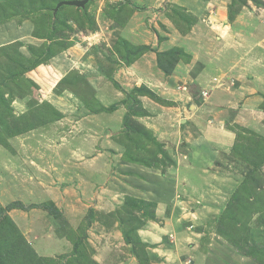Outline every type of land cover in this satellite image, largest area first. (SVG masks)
Segmentation results:
<instances>
[{
	"label": "crops",
	"instance_id": "0c3cea01",
	"mask_svg": "<svg viewBox=\"0 0 264 264\" xmlns=\"http://www.w3.org/2000/svg\"><path fill=\"white\" fill-rule=\"evenodd\" d=\"M156 1L129 0L132 4L129 17H108L120 33L116 37L124 38L132 45L151 47L129 65L124 64L115 50L111 55L106 49V53L118 61L110 75L120 88L115 87L107 75L110 66L102 63L103 68H98L93 64L96 53L90 51L91 42H86L84 47L80 42H60L65 46L51 53L45 61L30 66L29 60L46 54V45L51 44L47 35L36 34L37 25L28 18L0 22V203H8L1 198L2 189L6 187L26 196L27 191L41 189L40 176L44 174H57L61 170L71 179L80 175L78 170L82 169L90 175L100 176V183L91 188L82 181L78 184L82 189L85 186L88 192L97 187L94 190L97 194L92 197L99 200L108 197L112 209L117 207L118 201L122 203L126 195L157 201V215L164 205L172 201L181 203L179 214L174 215L173 211L162 230L157 229L161 235L171 238L167 246L159 247L161 259L152 264H207V256L196 255L194 250L199 235L196 225L206 222L211 212L219 214L229 203L235 187L247 172L240 167L254 157L257 147L259 170L264 172V0H166L169 9L165 5L159 10ZM144 2H147L146 6L142 7ZM88 9L90 12L91 6ZM155 9L158 11L154 13ZM156 18L159 35L168 40L177 36L178 42H164L163 39L156 42L157 36L146 23V20ZM74 72L76 78L71 79L70 84L79 81V90H87L90 98L84 96L81 99L85 100L81 101L69 89H60L64 78ZM121 73L125 76L121 77ZM141 85L161 97L159 101L162 102H156L148 95H138L144 108L139 109L144 114L131 115L130 119L146 129L150 139L163 142L165 148L171 146L170 156L180 168L178 178L159 173L140 158V152H126L118 140L127 110L121 103L122 97L118 100L112 97L116 93L122 96V89ZM197 86L200 89H195ZM201 90L208 94L202 96ZM92 98L96 102L90 103ZM114 103H118V107L112 111L99 109V104L107 107ZM78 112L85 113L90 120L95 117L101 120L97 138L103 143H115L114 146L108 144L113 147L114 161L100 162L101 156L105 155L101 150L92 157L91 151H85V146L92 149L87 146V138L93 137L82 134L77 136L78 149L63 157L56 173V167L47 160L56 157L51 150L57 144L53 139L62 132L65 135L61 145L64 146L75 137L60 128L67 122V117ZM25 119L32 123V128L9 134L10 127H23ZM130 131L136 136V132ZM169 142L171 145L167 146ZM179 145L185 150H176ZM87 153L89 158L85 156ZM229 154L237 164L229 163L221 169L219 161ZM95 164L96 168L91 167ZM124 171L134 172V176L124 175ZM54 200L57 205L58 198ZM19 201L28 206L23 198ZM19 210L26 212L27 209ZM21 219L25 223L26 218ZM137 231L145 242L157 237L145 225ZM38 233L34 237L37 243L42 238V231ZM190 238L195 239L194 246H189L192 244L187 242ZM34 242L38 254L53 255ZM61 245H65V250L71 248L65 238L53 240L50 246L58 248ZM149 249L150 252L157 250L155 247ZM242 257L233 256L232 264H257ZM218 259L221 258L215 261ZM98 261L113 264L100 254Z\"/></svg>",
	"mask_w": 264,
	"mask_h": 264
},
{
	"label": "rangeland",
	"instance_id": "374dc122",
	"mask_svg": "<svg viewBox=\"0 0 264 264\" xmlns=\"http://www.w3.org/2000/svg\"><path fill=\"white\" fill-rule=\"evenodd\" d=\"M60 1L63 0H0V22L28 18L37 25V30L41 35H47L48 37L51 36L52 39L58 37L59 39L56 40L59 42H80L83 47L87 44L86 42H91L92 45H90V51L91 53H96L93 64H96L98 68H103L100 66L102 63L104 66H110L111 70L105 69L108 73L106 74L112 79L111 83H117V81L112 78L110 73L111 71L113 72L116 66H118V61H114V59L111 58L106 51L108 50L111 55L113 54L112 51H114L115 46H117L120 41V38L116 36L120 33L114 28L115 26L113 22L110 23L108 17L111 15L114 17H122L119 10L120 8H122L121 11L123 12H126L127 9L130 10L127 12L129 15H126L129 17L132 4H129V0H89L84 7L79 10V13L75 8L80 7L67 4L60 5L56 11H54ZM156 2V4L159 5H155L158 10L160 7H164L165 5L167 8L170 7L166 0H163V2L157 0ZM145 3L147 2H144L142 7ZM89 6H91L90 12L88 9ZM158 10L155 9L154 13ZM67 19H72V21L67 22ZM121 20L125 21V19ZM146 23L151 33L157 36L156 42H161L162 39L164 42H178V37L176 36V38H173L171 36L172 34L170 37L173 39L170 40L159 35L155 24L159 23L158 18L155 20L148 19L146 20ZM89 30L91 31L88 32ZM175 35L176 34H173V36ZM92 42H94V44ZM106 44L107 47H105ZM59 47L60 46L58 45L56 49ZM156 47L153 49L156 50ZM82 49L83 48H81V51ZM99 51L102 53L98 54ZM99 57L101 59L98 60ZM15 72L18 73L17 71ZM15 72L13 73V76ZM123 76H125V74L121 73V77ZM17 77L18 80L21 79L19 77V73ZM78 82L79 81H72L70 84V82L68 83L67 81H62L60 89H69L68 91L72 92L81 101L85 100L81 99L84 98V96H88V98H90L91 96L87 90H79V86L81 85ZM117 84L119 85V83ZM115 87L117 86L115 85ZM195 89L200 88L197 86ZM123 90L124 89H122V91ZM203 92L205 93L203 94ZM201 93L202 96L208 94L206 90H201ZM120 97H122L123 100L125 98V94L123 93L121 96L116 93V95L112 98L114 100H118ZM150 98L156 102H162L159 101L162 99L161 97H158L160 98L159 100L153 97ZM146 102L147 100L145 103ZM134 103H136L134 104V108H143L141 99H139V103ZM88 117L89 116L82 112H78L71 117H67V122L60 128V131L63 130L68 132L71 136L75 135L69 143H64V146L61 145V141L65 135H62V132H60L58 136L53 139V143L56 141L58 144V146L57 144H54L56 145V147L54 146L56 149H51L53 150V154H56V157L48 158L47 160L50 164L56 167V173L61 168V165L58 166V164L62 161L63 157L69 156L71 154L70 151L74 153L78 149L80 144L77 140V136L82 134L84 137L85 135H91L93 137L92 139L87 138V146H90L93 150L85 146V151H91L90 154L92 157L93 154L95 155L97 150H101L105 155L101 156L99 159L100 162H103L102 160L105 161V159L114 161V158H112V152H114L112 149L113 147H109L108 144L113 145L115 143L100 142L97 137L100 132L99 126L102 124L100 122L101 120H99L98 117H95L94 120H90ZM129 124L142 131V127L137 125L133 119L129 120ZM144 130L145 129H143V131ZM41 132L44 133L43 130H41ZM115 134L117 133L114 132V135ZM65 139H69V136H65ZM65 139L63 140L64 142L66 141ZM118 140L126 148V152H140V158H142L144 162L151 164L156 171L158 170L159 173H162L163 175L167 174V176L172 179L179 177L178 174L180 175V168L179 166H176L174 159L171 158L169 153L171 151V146H169L171 145V142L167 144L169 147L165 148V144L163 142L157 140L155 141L153 138L149 139V135L143 133H136V136H134L132 132L129 129L126 130L124 126L122 131H118ZM177 147L178 148H176V150H185L182 146L180 147V145ZM172 149H175L174 146H172ZM87 155L88 153L85 156ZM231 156L232 155L229 154L225 156V158L222 157L221 161H219L221 169L223 166L226 167L229 163H232L231 165L237 164H235V160ZM91 167L96 168L97 165L95 164ZM240 168L244 171L247 170V172L244 175V178L235 187L229 203L222 208L219 214L211 212L208 214L206 222L199 226L196 225L195 227L196 231L199 232V235L196 238L198 243L195 244L196 246L194 250L197 251L196 255L203 256L204 254L207 256V264H227L226 262L232 264L231 261L233 256L237 258L243 256V259L250 258L251 261H255L257 264H264V172L260 173L259 158L253 156L250 157L249 161H247L245 165H241ZM78 171L80 175H75L71 179L69 178L70 175H66L61 170L57 174H44L43 176H40L42 181V184L40 185L41 189L36 191H27L26 196L19 191L13 189L10 190L8 187L2 189L3 196L1 195V198L4 197L5 201H19L20 198H23L26 205H38L45 202L55 204L54 198H58L57 205L55 206L62 212V216L59 217L52 216L46 209L39 207H29L26 212H21V210L17 208L7 212L24 238L33 246V244H35L34 241L37 243L36 238H34L35 235H39L40 233L38 232L42 231V238L37 245H39L42 250L53 254L44 257L53 258L58 264H65L64 262L66 259L59 258L62 256L58 255L62 254L67 256V254L70 253L72 246L71 248L65 250V245H61L58 248L57 246L51 247L50 245L53 240L58 241L60 238L68 240L67 235H70L72 232V239L75 240L78 238V236L82 234L81 225L87 215L88 209L92 208L93 221L87 228H85L86 233L81 244V246H84L82 251L85 258L84 260L81 259L75 261V264H93L92 260H96V262L100 264L98 261L99 254L113 264H130V262L131 264H138L136 254L144 257L142 253L143 249L146 250L147 253L146 264H152V262L154 263L157 261L160 258L158 250H160V248L162 249L164 244L167 246L169 242L168 239L171 238L163 233L161 235V232L157 229L162 230L164 224L166 225L167 220L169 216L171 217V213L173 211L174 215L179 214L182 208L181 203L178 201H172L169 205H164L161 213H158L157 215V201L155 202L145 200L141 197H134L136 200L133 203L131 200H128L125 205H122L124 197L130 196L126 195L123 197V200L121 201L122 203L118 201L117 207L112 209V206H110L107 202L108 197L102 200H99L97 197H92L97 192L94 191L97 187L90 192V188L93 187L95 183H100V176L90 175L86 173L87 171L84 172L82 169H79ZM122 173L124 175L129 174L130 176H134V172L124 171ZM17 177L25 179L27 176ZM77 177L80 179L78 180ZM138 177L142 176L138 175ZM6 180L9 181V179ZM79 181H82L84 185L87 183L88 187L91 186L89 188V192L85 189V186L84 189H82V187L78 184ZM21 195H24V197ZM62 197L65 200L62 199ZM130 197L133 198V196ZM137 200L153 202L154 208L150 205L146 206ZM2 203L3 204L0 203V206L7 204V202L3 201ZM151 211L154 212V217L152 219L147 218L148 216L146 215ZM22 217L23 219L26 218L25 223L21 221ZM144 225L145 227L148 226L149 232L155 234L157 237L153 239H146L148 242H145L144 239L139 237L146 246L138 243H131L135 250V252H132L130 249L131 244L124 241L121 231H128L129 228L134 226H140V228H142ZM129 235L132 239H134V233H130ZM155 239L157 241H155L156 243L154 244L153 242ZM16 241L19 242V238H17ZM187 242L192 243L189 244V246H194L195 239L190 238ZM157 244L159 246H156ZM149 247H155L157 250H155V252H150ZM57 251L61 252L56 253ZM36 253L38 254L37 251ZM216 258H221L218 260L223 261H215ZM243 262L244 261H241V263ZM72 263L69 262L68 264ZM42 264L48 263L43 262ZM49 264L51 263L49 262Z\"/></svg>",
	"mask_w": 264,
	"mask_h": 264
},
{
	"label": "trees",
	"instance_id": "16d2710c",
	"mask_svg": "<svg viewBox=\"0 0 264 264\" xmlns=\"http://www.w3.org/2000/svg\"><path fill=\"white\" fill-rule=\"evenodd\" d=\"M87 5H89V4H87ZM75 9L78 13H79V10H81V8H75ZM119 10L122 14V17H126V15L124 14L125 12L121 11L122 8H120ZM126 13H127V11H126ZM35 33L38 35L40 34V32H38L37 28H36ZM47 38L50 40L49 42H51V44L49 43L46 45V47H47L46 54L44 56H41V57L35 59V60L34 59L29 60L28 64L30 66L35 65L39 61H45L47 56H49L54 51L59 50L60 48L65 46L63 43H60L58 40H56L58 38L52 39L51 36L50 37L47 36ZM58 45L60 47L56 49V47ZM119 45H120V47H118ZM44 48H45V46H44ZM149 49H151L150 46L132 45V44H129L128 41L125 40L124 38H120V41H119L118 45L115 46L114 50H115V52H117L119 54V56L123 60L124 64L129 65L134 59H136L144 51L149 50ZM160 65L164 66V64L162 62H160ZM73 74L74 73L66 76L64 78L63 82L67 81L69 83L71 81V79H75L76 74L75 75H73ZM114 83L117 87L120 88V86L116 82H114ZM123 93L125 94V98L121 101V103L123 105H125L126 110H127L124 114V117H123V126L125 127L126 130L129 129V130H132L138 134H141V133L147 134L146 129L143 131L144 128H141L142 129V131H141V130H138V129L132 127V125L129 124V120H130L131 115H142V114H144L143 110H141L139 108H134V104H136L134 102L139 103V99L137 97L138 95H148V96L153 97V98L158 99V100L160 98H158L154 93H152L151 91H149L146 87H144L142 85L139 87L132 88L129 91L123 90ZM92 102H96V100H94L92 98L90 103H92ZM117 107H118V103L111 104L110 106H107V107H104L101 104H99V109L105 110V111H112ZM32 127H33L32 123L29 120L25 119L23 127H10V129L8 127L7 128L11 131V132H9V134H14L15 132L21 131L22 129L25 130V129H29ZM149 139H150V137H149ZM258 148L259 147H257V149H256V153L254 154V157H258L260 155V151L258 150ZM254 151H253V153H254ZM128 200H131V202L133 203L136 199L134 197L132 198L130 196H126L124 198V202L122 205H125ZM137 201L140 203H143L146 206L150 205L154 208L153 202H144L143 200H137ZM29 207L43 208V209H46L49 212V214L52 216H57V217L62 216L61 210L59 208H57L55 206V204H52L51 202H45V203L38 204V205L32 204V205L25 206L21 201H10L5 205L0 206V264H42L43 262H46L48 264H49V262L51 264H58L56 262V260H54L53 258H48V257L38 255L36 253L35 249L33 248V246L24 238L22 233L19 232L18 227L15 225V223H13L12 219L10 218V216L7 213L10 209H13V208L28 209ZM142 213H144V212H142ZM153 213L154 212H152V211L149 214H146V212H145V214L148 216L147 218H153L154 217ZM92 221H93V209L89 208L87 215L84 218L83 224L81 225L82 234H80L78 236V238H76L75 240L72 239V233L73 232L70 233V235H67L68 241L71 243V246H72V249L69 253L70 255L69 254H67V256L62 255V254L58 255V256H62L59 258L66 259V261L64 262L65 264H68L69 262L70 263L73 262L72 264H75L74 263L75 261H78L81 259L84 260L85 255L82 251V248L84 249V246H81V244H82L83 238L85 237V233H86L85 228H87L92 223ZM139 228H140V226H137V227L134 226V227L129 228L128 231L127 230L121 231L122 236L124 238V241L126 243H130V244L131 243L132 244L138 243V244L146 246L145 243H143L138 236L137 230ZM130 233H134V239H132L130 237V235H129ZM135 236H136V238H135ZM17 238H19V242L16 241ZM132 244H131L130 249L132 252H135ZM142 253H143L144 257H141L138 254H136V257L138 258V264H146L147 263L146 250L143 249ZM58 256H56V257H58ZM92 263L98 264V262H96V260H92Z\"/></svg>",
	"mask_w": 264,
	"mask_h": 264
},
{
	"label": "water",
	"instance_id": "95a60500",
	"mask_svg": "<svg viewBox=\"0 0 264 264\" xmlns=\"http://www.w3.org/2000/svg\"><path fill=\"white\" fill-rule=\"evenodd\" d=\"M89 0H63V1H60L56 8L54 9V11H56V9L60 6V5H63V4H67V5H72V6H75V7H84V5L88 2Z\"/></svg>",
	"mask_w": 264,
	"mask_h": 264
},
{
	"label": "built area",
	"instance_id": "2783aa9c",
	"mask_svg": "<svg viewBox=\"0 0 264 264\" xmlns=\"http://www.w3.org/2000/svg\"><path fill=\"white\" fill-rule=\"evenodd\" d=\"M205 92H203V94H204Z\"/></svg>",
	"mask_w": 264,
	"mask_h": 264
}]
</instances>
